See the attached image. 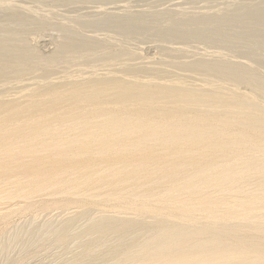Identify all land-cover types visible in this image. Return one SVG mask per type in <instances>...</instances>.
<instances>
[{"label":"bare ground","instance_id":"bare-ground-1","mask_svg":"<svg viewBox=\"0 0 264 264\" xmlns=\"http://www.w3.org/2000/svg\"><path fill=\"white\" fill-rule=\"evenodd\" d=\"M126 76L0 95V224L37 196L48 209L92 201L167 220L132 264H264V104L216 84Z\"/></svg>","mask_w":264,"mask_h":264},{"label":"rangeland","instance_id":"rangeland-1","mask_svg":"<svg viewBox=\"0 0 264 264\" xmlns=\"http://www.w3.org/2000/svg\"><path fill=\"white\" fill-rule=\"evenodd\" d=\"M0 34L1 97L113 74L211 83L264 104V0H0ZM34 198L1 222L0 264H132L167 225L92 201L48 209L49 197Z\"/></svg>","mask_w":264,"mask_h":264}]
</instances>
